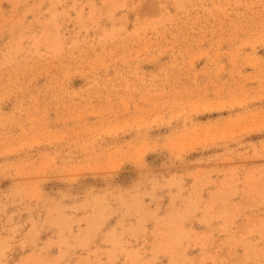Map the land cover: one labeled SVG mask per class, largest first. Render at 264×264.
I'll return each mask as SVG.
<instances>
[{
    "label": "rangeland",
    "instance_id": "obj_1",
    "mask_svg": "<svg viewBox=\"0 0 264 264\" xmlns=\"http://www.w3.org/2000/svg\"><path fill=\"white\" fill-rule=\"evenodd\" d=\"M107 259L264 264V0H0V264Z\"/></svg>",
    "mask_w": 264,
    "mask_h": 264
},
{
    "label": "bare ground",
    "instance_id": "obj_2",
    "mask_svg": "<svg viewBox=\"0 0 264 264\" xmlns=\"http://www.w3.org/2000/svg\"><path fill=\"white\" fill-rule=\"evenodd\" d=\"M161 224H165V223L163 222V223H161ZM169 224H171V221H170V220H169ZM172 227H174V229H177L176 225H173ZM115 229H116V230H119V231L122 230V229L120 230V229L117 227V225H116ZM186 231H187V233H190V234H191V231H192V230L189 229V228H186ZM175 232H176V231L171 230L170 227H169L168 229L165 227V233L167 234V237H168L169 241H170V239H171V240L173 239V236H174ZM182 237H183V236L180 235V239H182ZM196 238L199 239V237L195 236L194 234H193V235L191 234V240H194V239H196ZM178 241H179V240H178V237H177V238H176V242H178ZM157 243H159V242H157ZM159 245L161 246L160 243H159ZM161 248H162V246H161ZM129 255L137 256L138 258L142 257V254H141L140 252H130ZM208 256H209V255H206V256H204V258L207 259ZM211 256L213 257L214 260L217 259V258H219L218 255H211ZM207 261H208V260H207ZM204 262H206V261H203V260H202V261H200V263H198V264H204ZM100 264H104V263H101V262H100ZM106 264H114V263H113V260L107 259ZM206 264H207V263H206Z\"/></svg>",
    "mask_w": 264,
    "mask_h": 264
}]
</instances>
